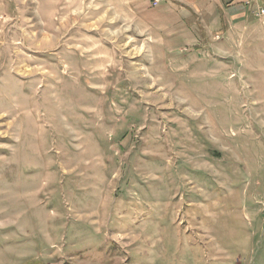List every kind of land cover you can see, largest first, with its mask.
I'll return each instance as SVG.
<instances>
[{
	"label": "rangeland",
	"instance_id": "1",
	"mask_svg": "<svg viewBox=\"0 0 264 264\" xmlns=\"http://www.w3.org/2000/svg\"><path fill=\"white\" fill-rule=\"evenodd\" d=\"M153 3L0 0V264H264V17Z\"/></svg>",
	"mask_w": 264,
	"mask_h": 264
},
{
	"label": "crops",
	"instance_id": "2",
	"mask_svg": "<svg viewBox=\"0 0 264 264\" xmlns=\"http://www.w3.org/2000/svg\"><path fill=\"white\" fill-rule=\"evenodd\" d=\"M247 9L244 0H163L149 12L153 28L166 37L167 51L177 53L201 51L211 40L225 37L234 20L247 16Z\"/></svg>",
	"mask_w": 264,
	"mask_h": 264
},
{
	"label": "built area",
	"instance_id": "3",
	"mask_svg": "<svg viewBox=\"0 0 264 264\" xmlns=\"http://www.w3.org/2000/svg\"><path fill=\"white\" fill-rule=\"evenodd\" d=\"M163 0H154V5H158L162 2ZM245 4L248 5L250 8L254 7L257 15L259 17H264V8L261 7L260 0H245Z\"/></svg>",
	"mask_w": 264,
	"mask_h": 264
}]
</instances>
